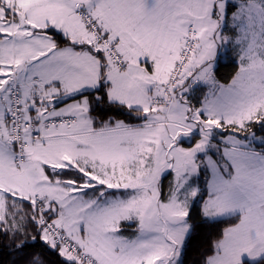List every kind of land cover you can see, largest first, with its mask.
Segmentation results:
<instances>
[{"label":"snow or ice","instance_id":"1","mask_svg":"<svg viewBox=\"0 0 264 264\" xmlns=\"http://www.w3.org/2000/svg\"><path fill=\"white\" fill-rule=\"evenodd\" d=\"M195 241L264 264V0H0V264Z\"/></svg>","mask_w":264,"mask_h":264},{"label":"trees","instance_id":"2","mask_svg":"<svg viewBox=\"0 0 264 264\" xmlns=\"http://www.w3.org/2000/svg\"><path fill=\"white\" fill-rule=\"evenodd\" d=\"M235 71V65L232 63H224L221 64L217 70L218 78L221 79V82H227L231 78V75ZM201 246V241H195L192 250L189 252L188 260L189 264H193V262L198 257L197 248Z\"/></svg>","mask_w":264,"mask_h":264}]
</instances>
